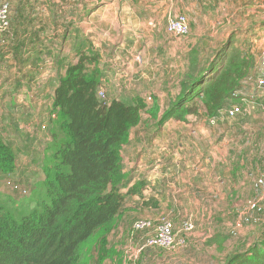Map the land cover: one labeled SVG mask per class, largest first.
Here are the masks:
<instances>
[{
    "label": "rangeland",
    "instance_id": "1",
    "mask_svg": "<svg viewBox=\"0 0 264 264\" xmlns=\"http://www.w3.org/2000/svg\"><path fill=\"white\" fill-rule=\"evenodd\" d=\"M107 1L109 0H16L13 3L11 26L3 43L0 44V135L11 142L16 149L17 168L20 169L21 166V172L14 177L9 176L11 177L9 179L0 174V202L16 200L25 210H29L32 208V201L35 200L36 195L42 197L45 195L42 184L45 173L42 170H34L32 167V164L42 162V156L50 153L48 148L50 133L47 126L52 101L46 102L47 97L44 94L54 89L53 86L65 74L67 66L78 61V53L81 50H87L83 47L84 42H87L83 39H87L83 21L87 20L86 15L89 10L97 4L101 5ZM151 1L155 10H159L161 1L164 2L161 8L163 11L169 12L170 17L181 13L188 16L190 33L180 38L172 36L180 48H192L193 44L206 51L218 48L215 44L220 42L226 31L210 29L214 21L223 18V20L235 19L238 23L239 19V27H244L249 18L253 17V15L247 14L248 9L246 8L241 11L242 15L237 17L236 14L233 17V6L229 7L228 5L219 7L218 14L214 13L203 18L201 0H194L199 1V6L193 7L190 13L186 11L187 5L193 0ZM233 1L236 8L241 4L248 3L247 0ZM251 2L253 3V0ZM256 4L262 8L264 0H257ZM262 16L264 17L259 13V17ZM257 32L254 36L242 34L239 40L243 38L247 43L257 41L258 44L262 42L264 44V32L262 30ZM243 46L245 45L243 44ZM103 53L107 58L106 53ZM185 60L187 57L184 58ZM181 61L182 59H179L178 64ZM99 64L104 76L105 74L107 76L106 80L104 76L102 80L104 89L106 83L109 85L108 93L115 92L111 89L117 90L119 87L127 86V83L120 82L121 80L125 81L122 63H110L101 54ZM171 64L175 65L176 61ZM167 65L169 66V63ZM174 65L167 69L171 74L176 72ZM182 71L178 73V77L170 88L172 92H175L174 85L180 79ZM114 76L119 77V82H112L111 79ZM110 82L112 83L110 84ZM135 84L137 85L138 82ZM131 89L134 87L131 86ZM150 96L154 101L156 96L153 94ZM147 97L142 95V98L151 107L153 101H147ZM39 98L41 100H38ZM168 100L165 97L166 104ZM39 115L41 119L43 116L46 117L40 121ZM260 117L264 121V115H260ZM171 120L175 119L169 121ZM173 122L172 126L166 128L167 135H163L160 134L161 126L158 125V122H155L147 112L142 113L140 130L132 133L130 142L126 145L125 151L123 150L125 169L130 181L134 178L135 183L141 181L138 176L132 175L135 170L134 166L137 164L135 161L139 157V150L144 145L140 140L141 137L146 134L150 139L152 138L150 136L156 134L159 137V142L167 146L168 141L172 139L169 133L177 131L179 134V129L183 126L182 123H185L179 120ZM237 122L238 120H232L227 123L233 132L237 127L234 124ZM261 125L264 126V122ZM184 130L183 127L181 132ZM181 134L183 135L184 132ZM229 134L231 137V133ZM247 138L242 137L240 141H234L237 154L236 157L228 160L232 166L240 163L239 165L242 167L241 171L243 170V172L239 176L242 184L237 185L241 190H239V194H226L224 201L219 204V208L209 205L206 197H204L205 200L199 201L194 205V208H191L187 199L184 196H179L178 192H172L169 196L170 184H175V179L170 176V161L166 160L171 156H164L163 153H169L171 149H162L158 152L159 154L150 155L147 166L141 168L142 172L148 173L149 177L153 176L155 172L158 173V161L161 158L165 167L161 169L163 174L160 172V179H154V176L147 179L148 181L145 179L146 184L150 185V189L146 191V187H144L143 194L148 199H159V207L155 209L153 205L142 204V198L139 196H127L119 226L110 236V249L112 253L113 249L116 252L104 264H225L227 255L233 250L235 251L234 248L239 249L242 245L250 242V237L253 239L255 235L264 233V129L256 134H251L250 141L246 142ZM176 142L177 145H180L179 141ZM184 146L181 147L184 148ZM27 148L32 151L31 156L26 151ZM47 148L49 149L48 153ZM174 148L175 144H172V149ZM178 160V162L183 161L181 158ZM174 162L175 159H173ZM183 164L184 161L181 168L184 167ZM16 182L22 189L25 187L28 194L21 195L17 192ZM7 183L10 185L8 186ZM182 186L184 189L185 185ZM162 190L165 191V196H163ZM200 190L201 187L198 188L199 193ZM218 194L222 195V190ZM163 218L171 220L174 228L178 231L176 246L171 249L147 247L146 240L154 232V229L137 231L133 228L134 224L138 220L144 219L150 220L155 226ZM186 222L193 225L190 232L182 230L183 224ZM213 236H220L219 238L223 239L228 237L229 240L224 243L228 251H220L219 245L216 243L209 244L208 241Z\"/></svg>",
    "mask_w": 264,
    "mask_h": 264
},
{
    "label": "trees",
    "instance_id": "2",
    "mask_svg": "<svg viewBox=\"0 0 264 264\" xmlns=\"http://www.w3.org/2000/svg\"><path fill=\"white\" fill-rule=\"evenodd\" d=\"M83 39L87 50L67 66L54 92L47 126L51 154L32 164L45 173V195L32 194L36 198L29 210L16 200L0 202V264H104L111 259L116 250L110 249V236L119 226L127 196L159 207L158 200L145 198L146 181L132 185L125 169L123 150L142 113L159 126L170 119L185 122L190 115L212 118L237 98L242 81L254 71L255 55L244 39L239 43L230 38L208 51L193 47L180 75L179 94L165 109L157 98L149 107L141 96H99L101 52ZM17 161L13 144L0 135V174L9 179L20 173ZM16 191L28 194L19 183ZM219 237L208 243L228 251V237ZM249 241L234 248L225 264H264V233Z\"/></svg>",
    "mask_w": 264,
    "mask_h": 264
},
{
    "label": "crops",
    "instance_id": "3",
    "mask_svg": "<svg viewBox=\"0 0 264 264\" xmlns=\"http://www.w3.org/2000/svg\"><path fill=\"white\" fill-rule=\"evenodd\" d=\"M109 1L111 2L107 3ZM109 1L102 2L103 4L101 5H95L94 8L88 11L86 15L87 20L83 21L85 23L87 40L99 49L104 59L110 63L120 62L123 64V72L125 73L123 77L125 81L120 79V82L127 83V86L123 88L119 87L117 90L111 89L115 92L108 93L107 87L109 88V85L106 83L105 92L111 97H142V95L149 97L153 94L156 96L162 109H165L170 99L177 96L180 92L178 85L180 79L176 83L177 85H174L175 92H172L170 88L178 77V73L185 68L186 60L184 61V58L188 56L191 48H180L177 45V41L167 33V21L170 18V13L162 10L161 7L164 5V2L161 1L159 10H155L151 0ZM247 1V4H241L236 8L233 0H201V14L203 18H207L208 15L211 16L214 13L218 14L219 7L228 5L229 7L233 6V17L236 14L237 17L242 15L241 11L243 8L248 9V15H253L244 27H239V19L238 23H236L235 19L223 20V18L213 23L211 21L213 25L210 29L226 31L220 42L215 44L216 47L222 46L230 38L239 40L243 33L245 35L250 32V36H254L258 33L257 31L262 30L264 32V17H259V13L264 15V7H262L263 9L259 8L256 4L257 0H253V3L251 2L252 0ZM198 2L194 0L193 2H189L186 11L190 13L193 7H198ZM215 9L216 12H214ZM202 22H204V19H202ZM242 40L243 38L239 41ZM250 44L252 52L255 55L254 60H256L261 50H264V44H258L257 41L250 42ZM193 47L197 46L193 44ZM103 52L106 53L107 58ZM179 59H182V61L178 64ZM174 61H176V64H171ZM167 63H169V66ZM173 65L176 72L171 74L167 69ZM104 79H107L106 74ZM108 79L110 78L108 77ZM111 80L112 82L118 81L119 77L114 76ZM135 82H138V84L136 85ZM58 84L59 82L53 86L54 89L51 92L44 94L47 97L46 102L53 101L54 92ZM131 86L134 89H131ZM241 86L236 93L237 98L228 100L214 117L208 118L202 116L198 118L195 115L188 116L185 123H182L183 126L179 129V134L177 131L169 133L172 139L168 141L167 146L159 142L158 135L153 134L150 136L152 138L149 139V135L144 134L140 139L144 145L139 150V157L135 161L137 164L134 166L135 170L132 172V175L134 177L138 176L139 180L151 179L153 176L154 179H160V172L163 174L161 169L165 167L162 158L158 161V173L155 172L153 176L149 177V174L142 172L141 168L147 166L150 155H155L162 149L170 148L169 153H163L164 156L169 155L175 159L173 163L171 157L166 158V160L170 161V176H173L175 179V184H170L169 196L172 192H178L179 196H184L187 199V203L191 204V208H194V205L199 201L205 200L204 197H206L209 205L219 208V204L224 201L226 194H239L241 188L237 185L242 184L239 177L243 172V170L241 171L242 167L239 165L240 163H237L236 166L228 163V160L236 157L237 154L236 144L233 143L236 140L240 141L242 137L247 138L248 135L249 138H247L246 142L250 141L251 134H256L258 131L264 129V126L261 125L264 121L260 117V115H264V90H261L257 86L255 74L244 79ZM165 97L169 99L167 104L165 103ZM246 97L255 100L256 107L249 114L245 112V114L230 117L227 111L232 105L238 103L241 98ZM35 98L37 99L36 96ZM38 100H41V98ZM40 117L39 115L38 119L42 121L46 116H43L42 119ZM232 120H238L237 124H234L237 126L235 132L227 124ZM173 121L175 120L166 122L161 128L159 127L160 134L167 135L166 128L170 125L172 126ZM183 127L185 130L182 131L184 132L182 135L181 129ZM139 130L140 125L132 133ZM229 133H231V137H229ZM165 141L167 143V139ZM176 141H179L181 146L185 145L184 148L177 145ZM172 144H175L174 149H172ZM125 149L126 146L124 151ZM179 158L184 161V167L182 168L181 164L183 161L181 162L180 160L178 162ZM182 169H184L183 172ZM182 180L183 182H180ZM132 181V184H134L135 178ZM182 185H185L184 189ZM234 186L235 188H233ZM199 187H201L200 193L198 191ZM221 190L222 195H219L218 193ZM162 191L164 192L163 196H165V191Z\"/></svg>",
    "mask_w": 264,
    "mask_h": 264
},
{
    "label": "built area",
    "instance_id": "4",
    "mask_svg": "<svg viewBox=\"0 0 264 264\" xmlns=\"http://www.w3.org/2000/svg\"><path fill=\"white\" fill-rule=\"evenodd\" d=\"M16 0H0V44L3 43L5 35L8 33L11 26V12L13 3ZM167 32L169 35L180 38L187 36L190 33V26L188 16L185 13L178 14L170 17L167 23ZM140 58V56H138ZM253 74L256 76L257 86L264 90V50L262 49L258 58L254 60ZM99 96L101 98L106 97L105 89L102 87L99 90ZM148 101H152V96H149ZM256 101L250 98H241V102L232 105L227 111L230 117H236L245 112L250 113L256 107ZM150 185L146 187V191H149ZM154 224L150 220L140 219L133 228L137 231H144L154 229V232L148 236L146 240L147 247H161L166 249L174 248L178 241V231L174 228L173 223L168 218H163L160 222ZM193 228L192 223L186 222L183 224L182 230L184 232H190Z\"/></svg>",
    "mask_w": 264,
    "mask_h": 264
}]
</instances>
